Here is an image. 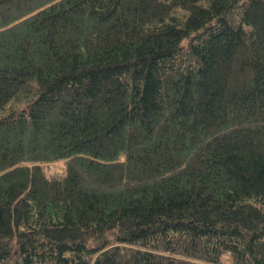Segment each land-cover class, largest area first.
Segmentation results:
<instances>
[{
  "label": "trees",
  "instance_id": "1",
  "mask_svg": "<svg viewBox=\"0 0 264 264\" xmlns=\"http://www.w3.org/2000/svg\"><path fill=\"white\" fill-rule=\"evenodd\" d=\"M225 256L264 264V0H0V264Z\"/></svg>",
  "mask_w": 264,
  "mask_h": 264
},
{
  "label": "rangeland",
  "instance_id": "2",
  "mask_svg": "<svg viewBox=\"0 0 264 264\" xmlns=\"http://www.w3.org/2000/svg\"><path fill=\"white\" fill-rule=\"evenodd\" d=\"M46 170L50 176L56 177L63 173L64 166L62 162H56V163L50 164L48 167L46 166ZM223 264H232L228 256L224 257Z\"/></svg>",
  "mask_w": 264,
  "mask_h": 264
}]
</instances>
